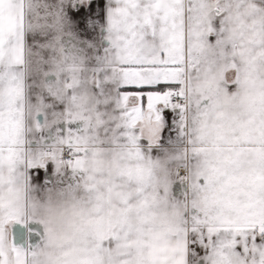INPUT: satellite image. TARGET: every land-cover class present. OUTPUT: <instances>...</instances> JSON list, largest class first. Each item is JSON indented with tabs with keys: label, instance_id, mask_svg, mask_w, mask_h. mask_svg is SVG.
<instances>
[{
	"label": "snow or ice",
	"instance_id": "snow-or-ice-1",
	"mask_svg": "<svg viewBox=\"0 0 264 264\" xmlns=\"http://www.w3.org/2000/svg\"><path fill=\"white\" fill-rule=\"evenodd\" d=\"M0 264H264V0H0Z\"/></svg>",
	"mask_w": 264,
	"mask_h": 264
},
{
	"label": "crops",
	"instance_id": "crops-1",
	"mask_svg": "<svg viewBox=\"0 0 264 264\" xmlns=\"http://www.w3.org/2000/svg\"><path fill=\"white\" fill-rule=\"evenodd\" d=\"M53 171V169L51 168V166L49 167V172H52ZM38 183H41V184H43L44 183V173L43 172H41V174H40V179H39V181H37Z\"/></svg>",
	"mask_w": 264,
	"mask_h": 264
}]
</instances>
